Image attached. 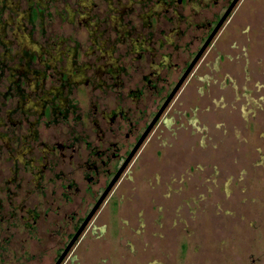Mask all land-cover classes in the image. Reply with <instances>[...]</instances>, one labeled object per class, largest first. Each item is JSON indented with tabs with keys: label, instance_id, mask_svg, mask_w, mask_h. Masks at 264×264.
Here are the masks:
<instances>
[{
	"label": "flooded vegetation",
	"instance_id": "obj_1",
	"mask_svg": "<svg viewBox=\"0 0 264 264\" xmlns=\"http://www.w3.org/2000/svg\"><path fill=\"white\" fill-rule=\"evenodd\" d=\"M127 1L130 6V12L127 13L130 28L126 24L123 30H113L115 37L106 35L107 29L101 32L105 39L102 46L95 50V84L90 83L89 78L82 77V72L90 67L88 62L82 63L78 68L69 69V72L73 73L78 70L79 79L74 80L88 89L90 96L94 91L90 104L91 112L84 114L78 105V115H74L71 121L68 120L71 118L70 114L76 113L77 106L67 105L64 90L77 83L68 79L67 70L59 72L55 92L49 91L50 100H45L44 95L39 98L40 105H36L35 101L34 105L28 104L27 110L24 111L21 105L23 101L26 102L27 96L18 95L21 100L13 112L19 111L22 115L29 113L34 120L24 128L21 122L5 126L7 131L4 132L5 135L0 134V141L10 154L21 156V160L24 155L29 156L22 164L13 165L15 169L12 171L16 175L19 170H25L33 177V182H27L26 192L28 196L32 194L35 197L36 203L27 207V196L22 203L17 202L18 193L22 190L18 184L14 192L0 188V191L7 194L8 200L6 206L0 202V264H33L37 255V259L51 256V240L55 239L59 232L53 235L51 223H46L47 218H52L54 224H61L59 228L63 238L61 241L57 240L59 242L53 250V261L48 259L46 263L55 264L106 192L60 264H64V260L80 244L87 231L88 237L93 239L103 236L106 226L102 225L99 230L95 222L100 210L112 200L111 196L122 181L120 189L131 184L132 174L135 168L140 166L146 148L158 144L164 133L170 131L167 127L169 123L166 124L165 119L172 118L177 107L181 106L180 97L190 82L198 80L199 74L205 69L211 71L209 63L212 58L220 55L217 45L219 39L224 36L226 27L232 26L233 19L244 9H252L253 4L258 2ZM137 3L146 4L143 15L134 13L131 6ZM159 5H163L162 12H159ZM227 11L229 13L226 18L210 38ZM242 29L239 35L246 36L248 41L247 34L252 31V26L245 23ZM61 57L62 53L58 51L56 60ZM229 60L236 65L239 55L236 54ZM43 67L51 68V64L45 63ZM212 72L215 76L219 75V70ZM39 74L43 76V82L39 85L41 90L46 74ZM34 77H37V74H34ZM20 81L24 82L23 79ZM214 86L216 82L212 83L211 88ZM201 91L206 94L211 90L205 85ZM172 93L173 96L164 107ZM28 100L30 101L29 97ZM31 105L33 107L30 108ZM7 118L6 116V120ZM71 123L75 126H71ZM4 124L0 117V127H4ZM9 132L11 134L7 136ZM16 142L18 148H14ZM10 145H13V148ZM175 170L164 180L159 173L153 172L148 176L146 184L151 190L158 189L155 193H160L162 187H165L167 192L172 188L179 191L178 184L182 187L185 181L187 184L191 182V169L186 168L179 177ZM183 174H186L185 179ZM114 178L116 180L109 187ZM12 181L16 182V178ZM132 190L136 188L131 186L128 192H124L122 188L128 202L133 198L130 194ZM164 197L170 196L167 194ZM184 197L182 201L185 204L188 200L185 201ZM153 198H149V203L153 209L159 211V204ZM118 199L121 201L123 195H119ZM40 205L43 208L41 212ZM41 218L45 224L43 233L38 231L41 229L38 227ZM119 221L124 226L128 224L127 220ZM138 222L142 228L143 221ZM155 224L161 226L157 220ZM98 230L100 235L96 233Z\"/></svg>",
	"mask_w": 264,
	"mask_h": 264
},
{
	"label": "rangeland",
	"instance_id": "obj_2",
	"mask_svg": "<svg viewBox=\"0 0 264 264\" xmlns=\"http://www.w3.org/2000/svg\"><path fill=\"white\" fill-rule=\"evenodd\" d=\"M145 5L137 3L131 7L136 15H143ZM129 9L127 0H0V117L5 122L4 127H0V134L5 135V126L11 123L21 122L24 128L34 120L29 113L13 112L21 100L18 95L27 96L21 105L24 111L35 101L40 105L39 98L44 95L45 100H50L49 91L55 92L59 72L67 70L68 79L76 82L78 70L73 73L69 69L88 62L90 67L82 72V77L95 84V50L105 39L101 32L107 29L106 35L115 37V30H123L126 24L130 28ZM158 9L162 12L163 5ZM58 51L63 57L56 60ZM45 63L51 64V68L43 67ZM40 72L46 74L41 90L39 85L43 76ZM95 72L98 73L96 69ZM76 83L64 90L67 105L77 106L69 121L78 115V105L84 114L92 109L90 104L94 91L90 96L88 89ZM71 126L75 124L71 123ZM18 146L16 142L14 148ZM28 157L24 155L21 160V156L10 154L0 141V188L14 192L16 185H20L22 190L16 200L22 203L27 196L29 199L25 203L30 207L36 199L32 194L28 196L26 190L27 182H33V177L25 170H19L16 175L12 171L15 169L13 165L22 164ZM221 165L222 168L235 169L230 158ZM245 168V173L226 177V181H221L223 178L218 176L215 179L210 177V181L217 180L218 186L217 189L211 186L213 191L210 193L202 182L200 185L194 182L193 185L186 181L183 188L178 184L179 191L172 188L167 192L162 187L160 193H155L158 189L153 191L146 186L150 174L146 178L141 177L139 167L135 168L131 184L122 187L124 192H128L131 186L136 188L130 193L131 201L125 200V193L120 189L122 181L111 196L112 203L105 205L97 215L98 229L106 226L103 236L93 239L88 237L87 231L64 264H264V166L254 169L247 165ZM152 170L159 169L152 166L150 173ZM190 173L192 178H200L201 173L196 168L192 167ZM14 177L16 182L12 181ZM141 182L145 186H141ZM175 191H178L176 195ZM167 194L170 197L165 198ZM119 195H123L121 201ZM6 197L7 194L0 191V202L5 206L8 203ZM150 197L159 204V211L151 207ZM182 197L188 202L184 204ZM41 209L40 205L39 211ZM51 219L47 218L46 223H51L53 235L59 232L51 240V256L37 259V255L33 264H46L48 259L53 261V250L63 238L60 235L61 224H54ZM119 219L127 220L128 224L124 226ZM155 220L161 224L160 227ZM138 221H143L142 228ZM38 223L41 227L38 231L43 233V219Z\"/></svg>",
	"mask_w": 264,
	"mask_h": 264
},
{
	"label": "crops",
	"instance_id": "obj_3",
	"mask_svg": "<svg viewBox=\"0 0 264 264\" xmlns=\"http://www.w3.org/2000/svg\"><path fill=\"white\" fill-rule=\"evenodd\" d=\"M245 23L252 26L248 41L239 35ZM223 37L217 45L220 55L209 63L211 71L205 69L198 80L190 82L180 97L181 106L172 118L165 119L170 131L143 152L141 177L157 172L164 180L175 169L179 177L193 167L201 175L194 174L190 183L202 182L210 193L212 187H218L217 180L210 181V177L226 181V177L245 173L247 165L254 169L264 166V0L236 16ZM236 54L239 61L233 65L229 59ZM213 70H219V75ZM213 82L216 86L211 88ZM205 85L211 90L206 94L201 91ZM227 158L234 170L222 168ZM152 166L159 170L150 173Z\"/></svg>",
	"mask_w": 264,
	"mask_h": 264
},
{
	"label": "water",
	"instance_id": "obj_4",
	"mask_svg": "<svg viewBox=\"0 0 264 264\" xmlns=\"http://www.w3.org/2000/svg\"><path fill=\"white\" fill-rule=\"evenodd\" d=\"M236 1V0H235ZM229 13V11L226 12V14H224L223 18L220 20L219 24L217 25V27L213 30L212 35L210 36V38L216 33V31L218 30L219 26L221 25V23L224 21V19L226 18L227 14ZM209 38V39H210ZM209 39L207 41H209ZM205 47V45L203 46V48ZM203 48L201 49V51L203 50ZM200 51V52H201ZM199 55V54H198ZM183 80V78L181 79V81ZM180 81V82H181ZM173 96V93L168 97L165 105L167 104V102L170 100V98ZM162 111V110H161ZM116 180V178H114V180L111 182V184L109 185V187H111V185L114 183V181ZM108 187V189H109ZM106 195V192L101 196L100 200L98 201V203L95 205V207L93 208V210L91 211V213L89 214V216L87 217V219L85 220V222L82 224V226L77 230L76 234L72 237V239L70 240V242L67 244L65 250L62 252V254L59 256V258L57 259L55 264H60L61 261L64 259V257L66 256V254L68 253L69 249L71 248V246L73 245V243L75 242V240L77 239V237L79 236V234L81 233V231L83 230L85 224L87 223V221L89 220V218L91 217V215L93 214V212L97 209L98 205L101 203V201L103 200L104 196Z\"/></svg>",
	"mask_w": 264,
	"mask_h": 264
}]
</instances>
